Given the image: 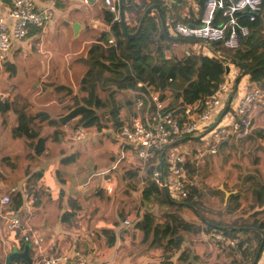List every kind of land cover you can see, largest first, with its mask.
I'll return each instance as SVG.
<instances>
[{"label": "crops", "instance_id": "obj_1", "mask_svg": "<svg viewBox=\"0 0 264 264\" xmlns=\"http://www.w3.org/2000/svg\"><path fill=\"white\" fill-rule=\"evenodd\" d=\"M187 2L189 8L196 11V4L192 1ZM172 3L175 7L178 6L175 2ZM0 4H7V0H0ZM35 4L38 10H49L51 19L43 31L30 29L23 41L14 43L3 64V70L0 71V73L2 72L0 75V97H8L11 100L17 96L21 105L19 113L15 114L9 111L0 115V196L11 197L9 194L16 191L23 199L31 194H36L39 197V201L31 211L29 213L22 212L21 215L25 227L32 228L43 236L45 240L44 256L59 253L71 255L77 250L87 255L91 263L156 264L158 263L157 259L140 257L129 250L134 245L133 238L130 229L123 228V223L114 230L115 243L112 247L106 245L105 236L101 232L103 229H109L116 222L115 220L111 221L109 217L112 214L111 210L113 211L115 204L113 198L118 187H124L125 190L128 188L139 189L141 193L143 191L139 184V161L128 146L121 144L117 137L119 133L113 135L111 130L104 131L105 129H103L101 132H97L95 128H88L84 141L77 145H70L67 142V136L71 130L68 125L73 127V124L68 123L56 128L50 127L52 128L50 133L44 135V125L49 126L42 123L40 124V137L47 138V140L40 156L33 154L24 138H13L12 136V130L15 128L18 118L22 114L26 115L27 111L19 94L23 93L28 85L21 82L22 84L18 86L16 84L19 81H16L17 74L20 72L24 75L36 74V66H39L42 75L49 70V66L56 67V61L53 59L62 55V51L58 52V48L61 50L63 42L67 41L68 28L72 31L74 41L80 38L85 42L87 39L85 36L88 35L86 31L91 28L95 29L94 24L104 18L103 15L96 17L93 10L94 7L104 10L98 3L86 7L76 0H35ZM96 19L98 20L95 21ZM74 26L77 28L75 34ZM65 28L67 34L64 38ZM98 33L100 34V32ZM34 53L44 54L40 59H33ZM13 71L14 75L10 76ZM54 72L55 68L52 75ZM26 78L30 83V79ZM44 79L45 77L40 81L36 80V85L40 82L51 84L53 76L51 79ZM241 84L240 89L245 87L244 84ZM131 96L133 95L131 94ZM41 104L42 109L53 107V102L43 101ZM40 112L46 113L45 111ZM46 114L48 115V113ZM122 114H128L127 109L120 110L121 120H123ZM49 118L56 120L50 116ZM252 124L249 137L238 142H224L217 147L215 155L220 153V160L215 159L218 168L216 190L223 194V198L218 193L216 194L219 199H216V203L220 207L216 210L222 212L221 218L213 217L217 221L223 220L225 223H229L238 216L239 220L248 219L250 222L254 219H264V190H262L264 188V104L257 108ZM54 132H56L58 140H55ZM105 132L112 134L114 143L112 145H106V142L101 145L99 144L101 141L95 143L96 138L105 135ZM186 140L187 138L183 141ZM97 144L105 150L103 153L98 152L95 147ZM106 151L110 155L109 157H107ZM211 156L205 150L195 159L203 160ZM128 170H131L132 173H128ZM135 170H137V176L134 178L131 177V174ZM17 171L19 172L16 173ZM15 173L16 178L13 177ZM87 182L89 189L87 191L80 190V185ZM130 182L132 184H129ZM96 187L98 189L94 193ZM107 188H110V192L107 191ZM253 191H261L260 201L263 203L258 207L248 208L246 213L242 212L245 206H251ZM59 192H62L61 197ZM110 193H114L112 197H110ZM232 195L239 196L238 201L229 203L230 207L239 204V209H236L235 212L230 211L229 205L227 206L228 199ZM211 201L212 199L208 200V202ZM229 212H232V215H229ZM16 213L18 212L12 211L11 202L8 207L3 206L0 209V264H32L40 259L33 247L24 244L16 245L19 256L15 258V253L11 252L15 244L4 241L7 218L15 216ZM254 213L258 214L252 216ZM197 238L202 253L199 254L197 247L194 246L195 241L193 242L194 247H187L185 244L182 252L189 253L187 262L182 263L176 260L180 254L178 252L174 253L170 259L173 264H179V262L181 264H196L197 259L199 260L204 253L208 252L215 254L216 258L220 256L222 251L218 249L215 239L211 240L203 234L197 235ZM135 243H138L137 240ZM229 261L235 264L231 258ZM257 264L262 263L258 260Z\"/></svg>", "mask_w": 264, "mask_h": 264}, {"label": "trees", "instance_id": "obj_2", "mask_svg": "<svg viewBox=\"0 0 264 264\" xmlns=\"http://www.w3.org/2000/svg\"><path fill=\"white\" fill-rule=\"evenodd\" d=\"M206 1L196 0V11L189 10L187 12L189 18L186 19L182 17V9L174 18L169 15L170 9L175 8V5L169 3L168 0H131L123 5L124 24L127 32L133 34L138 28L144 11L151 5H158L162 10L167 30L179 21L198 26ZM180 2V0H177L175 4L182 5ZM103 17L105 22L110 25L111 33L116 39L117 51L105 46L107 41L105 33H100L94 44L88 49L85 61L87 70L79 85L81 102L76 103L65 115L56 120L50 119L44 112H38L34 115L22 114L12 130L13 138H24L27 141L28 148L35 156L42 154L47 140V138L40 137V124L42 123L56 128L73 122V127L82 126L86 129L94 127L97 132L110 128L115 134H118L125 122H129L131 117L135 115L133 96L135 92H144L143 88L136 87L139 82L157 88L160 91L161 100H167V98L173 96L176 101L180 100L183 104H192L203 97L211 95L217 90L218 85L225 76L226 67L222 64L224 58L221 56L233 59L235 63L232 66L239 74L242 73V68L238 63L244 65L243 78H247L244 84L245 88L260 87L264 90V0H261V11L256 15L253 22H249L247 19L242 21V24L248 28L249 33L240 40L236 49L227 50L220 44L208 43L218 53L214 52V57L185 54L181 60L166 58L163 50L169 47L170 42L162 31L160 18L155 10L146 15L140 33L132 40H128L123 35L120 22H112L113 16L111 14L104 10ZM130 23H134V25L131 27ZM121 73L124 74V79L118 81L113 91H110L105 97H100L98 89L111 85V82L114 81L113 77ZM12 74L14 75V71L11 72L10 76ZM241 83L240 79L238 86ZM60 90L66 89L59 87ZM124 91L133 92V96L131 98L125 97ZM169 107H173L170 102ZM123 108L127 109L128 112V120L125 122L119 117V112ZM20 110L21 105L18 97L15 96L11 100L8 97H0L1 116L9 111L16 114ZM97 112L100 113L99 116ZM55 133L53 134L55 135ZM55 140H58L57 135H55ZM194 152L196 151L194 150ZM191 166L190 162L186 163L187 170ZM136 172L137 170L131 174V177L137 176ZM260 192H252V203L251 206L249 205V209H252L253 206L258 207L263 203L260 201ZM217 193L223 198L222 192L217 190H206V192L199 190L198 192L192 187L189 196L182 201H178V203L188 205L190 207L188 209L198 219L197 223H188L179 214V210L185 206L168 202L159 189L148 185L141 193V203L152 201L156 204L166 205L168 211L163 214L164 225L157 224L153 226L149 213H143L140 218H137L136 213V218L133 219V222L131 221L133 223H131V226L142 231L144 238L146 236L152 238V243L155 240L164 238L163 255L164 252H169L168 255L163 256L165 264H173L170 259H172L174 253L178 252L180 254L176 260L182 263L187 262L189 253L185 254L181 251L184 243L183 234L194 236L203 234L211 240L216 235H223L225 240L216 241L217 247L230 257L232 262L235 264H257L260 254L257 260L255 258L261 243V233H264V219H254L252 222L249 220L233 222L232 220L233 223L228 224L207 217L199 208L197 199L205 202ZM9 195L11 196L12 211L18 212L22 207L23 198L16 191H12ZM59 195L61 197L62 192H59ZM238 199V195L230 196L227 206L233 201H238ZM238 205L232 207L229 205V210L235 212L236 209H239ZM232 212L228 214L232 215ZM133 214L126 216L128 217L126 220H130ZM257 214L254 213L252 216ZM126 217H120L118 223L114 222L109 229L101 231L102 235L105 236L108 247L114 245V230L123 223L122 221ZM120 222L122 223L120 224ZM231 242H234V244H231Z\"/></svg>", "mask_w": 264, "mask_h": 264}, {"label": "built area", "instance_id": "obj_3", "mask_svg": "<svg viewBox=\"0 0 264 264\" xmlns=\"http://www.w3.org/2000/svg\"><path fill=\"white\" fill-rule=\"evenodd\" d=\"M76 1L86 7L98 3L113 16L112 22H119V2L124 5L131 0ZM186 1L196 3V0ZM260 11L261 0H207L198 26L178 22L170 26L168 31L176 37L204 40L207 43L220 44L227 50H234L240 40L249 33L242 21L247 19L253 22ZM185 18L188 19V15H185ZM49 19H51L49 10H38L35 0H7V4H0V71L3 70V64L14 43L23 41L30 29L43 31ZM94 28L107 35L106 47L117 49L116 39L104 18L98 20ZM227 67L228 73H225V76L230 77V80L224 76L214 93L192 104H183L178 100L172 108L169 107V102L161 100L160 91L154 86L141 82L136 85L137 88H143L144 92H135L133 96L135 115L129 122H125L117 137L122 145L128 146L135 153L139 161L138 175L141 187L153 186L159 189L165 198L167 196L172 201H182L189 196L192 189L188 179L185 151L171 154L170 158L165 159L168 148L195 136L194 139L206 147L209 155H215L220 144L238 142L249 137L254 113L264 104V90L260 87H244L239 89L236 96L237 90L232 95L233 67L231 65ZM229 99L230 110L227 111L229 114L226 113L218 120ZM68 127L71 128L67 136L70 145L84 141L86 128L70 125ZM204 139H210V143L204 144ZM79 189L87 191L89 183L81 184ZM107 191L110 192V188H107ZM38 201L39 197L36 194L28 195L23 199L22 210L20 208L15 216H8L4 241L17 246L30 244L40 257L32 264H101L91 263L87 255L77 250L71 255L59 253L44 256L43 236L36 230L25 227L21 215L22 212L29 213ZM10 202L8 195L0 196V209L3 206L8 207ZM131 223V220L124 221L123 228L130 229ZM214 239L217 242L225 240L223 235H216ZM259 260L264 264V245Z\"/></svg>", "mask_w": 264, "mask_h": 264}, {"label": "rangeland", "instance_id": "obj_4", "mask_svg": "<svg viewBox=\"0 0 264 264\" xmlns=\"http://www.w3.org/2000/svg\"><path fill=\"white\" fill-rule=\"evenodd\" d=\"M168 1L169 3H171V1H177V0H168ZM180 1L182 5H178L177 7L170 9L169 11V15L173 16V18L175 17V15H178L181 9H182V12H181L182 17H185V15H187V12L191 10L189 8V3L186 0H180ZM93 10L95 11V14L97 15L96 17L102 16L104 14V10L103 9L99 10L98 7H94ZM98 19H96L95 21H97ZM133 25L134 23H130L131 27ZM86 33H88V35L85 36L87 38L85 39V42L80 40V38L75 39L76 41H74V39L72 38V31L70 28H68V39L69 40L67 39V41L63 42V46L61 50L60 48H58V52L62 51V55H60L61 57L58 56L56 59H53L54 61H56V67H54L55 72L53 75L52 73H53L54 68L52 66L51 67L49 66V70L45 74H42V75L40 73L41 69L39 68V66H36L37 67L36 74L24 75L21 72L17 74L16 81L19 80L20 82L18 81L16 84L20 86L22 84L21 82L23 83L25 82L28 85L25 91L19 94L21 97L22 104L25 105V108L27 110L26 115H34L40 111H45L46 113H48L50 117L54 119H58L60 116L65 115L76 103L81 102L79 98V85H80V82H81V79L84 73L87 70V67L85 64V61L87 59V51L94 44V42L96 41L99 35V33L95 31V29L93 28H91V30L90 29L87 30ZM66 34H67V31L65 28V35L63 36L64 38L66 37ZM168 34L170 37L174 39L180 38V39L191 40L190 38H185V37H180V36L175 37L171 33H168ZM74 38H77V37H74ZM87 40H91V41H87ZM169 42H170L169 47L163 50V53L166 58H175L176 60H181L184 58L185 54H193L195 56H202V57H214L215 56L212 53V51L208 49L206 45H203L200 43L171 42V41ZM43 54L44 53H41V54L34 53L32 55V58L40 59L43 56ZM222 64L225 67L229 65L232 66L231 63L225 60L224 62H222ZM232 70H233L232 79H234L233 81H235L240 76V74L238 73V71H236L234 67L232 68ZM21 71L24 72L23 70ZM0 75H2V72L0 73ZM52 76H53V79L51 81V84L40 82L38 85H36L37 81H40V79H43V77H45L44 80H46L48 78L51 79ZM26 77L30 79V83ZM113 78H114V81L111 82L112 83L111 85L98 89V94L100 97H105L110 91H113L115 86L118 84V81H120L121 79H124V74L123 73L118 74L114 76ZM225 78L230 80V77L225 76ZM242 80L245 81V78L242 77L241 81ZM245 82H243L242 84H245ZM59 87H64V89L66 90L59 91ZM239 89H240V85L237 88V93L235 94V96L238 94ZM231 92H233V90ZM123 93H125L124 94L125 97L131 98L132 97L131 94L133 92L124 91ZM43 101H45L46 103L53 102V107H50V109H42L43 106L41 102L43 103ZM166 102L167 103L170 102L172 106H175L178 101H176L173 96H170L169 98H167ZM107 105L109 106L108 102H107ZM99 114L100 113L97 112L98 116ZM122 119L124 122L127 121L128 115L122 114ZM70 124H74V123L71 122ZM51 130L52 128L44 125L43 134L48 135ZM106 130H111L112 134L115 135L112 129L106 128L104 131ZM105 133H106L105 135L97 137L95 140V143H98L99 141H101V143H99L101 145L104 144L105 142H106L105 143L106 145L107 144L112 145L114 143V140L112 139L113 136H111L112 134H109L108 132H105ZM194 138L196 137L191 136L189 140H186L185 142H181L176 146L168 148L166 155H165V159L170 158L171 154H175L179 151L180 152L185 151L184 155L186 157V161H190L192 164V166L188 168V179L192 187L198 190V192L199 190L202 192H206V190L214 191L216 190V181H217V176H218V171H217L218 168L216 167L215 159L220 160V153L218 155H212L211 157H206V158L204 157L205 159L203 160H199V159L196 160L195 157H199L200 155H202L206 147L201 142H199L197 139H194ZM209 141L210 139L203 140L204 144H206L207 142L209 144L210 143ZM99 144H97L95 147L98 149L99 153H103L105 150H103L101 148L102 146L101 145L99 146ZM193 149H195L196 152L193 153L192 151ZM109 156L110 155L107 153V157ZM18 172L19 171H17L16 173ZM16 173L13 174V177L15 176L14 178L17 177ZM128 173H132L131 170ZM129 184H132V183L130 182ZM144 188L145 186L142 187V189ZM97 189H98L97 187L94 189V193L97 192ZM125 189L126 188L124 187H118L116 189V192L113 198V200L115 199V204L113 207V211H115V213H113V211L111 210L112 214L109 217L111 221L115 220L118 223L120 217H126V216H129L130 214L132 215V213H134L133 217L135 218H136V213H137V218L138 217L140 218L143 213H149L153 221V226L157 224L160 226L164 225L165 220H164L163 214L164 212L168 211V207L166 205L156 204L152 201L142 204L141 203V190L130 189V188H128V190H125ZM168 191L170 192L171 197L174 199V197L172 196L171 190L169 189ZM113 194L110 193V197H112ZM209 199H212V201L208 202ZM216 199H218V196L216 195L209 197L207 201L205 202H202L199 199H197L199 203L198 204L199 208L209 218L210 217L221 218L222 216V212H219L218 210H216L217 208L218 209L220 208L219 205L216 203ZM247 208L248 206H245L242 212L246 213ZM179 214L188 223L198 222V219L194 216V214L187 207H184L183 209L179 210ZM126 219H128V217H126L124 220ZM239 219L240 218L238 216L233 219V222L238 221ZM124 220L122 222H124ZM130 220L133 222L132 216ZM221 221L225 223L223 220ZM122 222H120V224ZM233 222L229 221L228 224L233 223ZM130 231H131L134 245L130 247L129 250L133 251V253H135V255L137 256H140V257L144 256V257H149L150 259H157L158 262L165 264L164 263L165 258L163 256H165L167 253L169 254V252L166 251L164 252V255H163V250H164L163 245L165 244L164 238H162L161 240H155L152 243V240H151L152 238H150L149 236H146L144 238L143 232L140 231L137 227L132 228L131 226ZM183 238H184V244H182L181 251L185 247V244H187V247L195 246L197 247L199 254L202 253V251L200 250L201 246L199 245V242H197L198 241L197 236H192L191 234L190 235L183 234ZM135 240H137L138 243H135ZM194 241H195V245L193 246ZM25 245H30V244L27 243ZM17 251H18L17 246L13 245V249L11 252L15 253L16 255L15 258L19 256ZM229 258L230 257H228L223 252L220 253V256H218L217 258L215 254L208 252V253H204L201 256V258H199V260L197 259L196 264H232L229 261ZM179 264H181V262H179Z\"/></svg>", "mask_w": 264, "mask_h": 264}, {"label": "water", "instance_id": "obj_5", "mask_svg": "<svg viewBox=\"0 0 264 264\" xmlns=\"http://www.w3.org/2000/svg\"><path fill=\"white\" fill-rule=\"evenodd\" d=\"M89 1L92 2V0H89ZM153 10H155V11L158 13L159 18H160V22H161V28H162V31H163L164 35L166 36V38H167L169 41H171V42H191V43H200V44L206 45V46L208 47V49H210V50L212 51V53L215 52V50H214L213 48H211V47L209 46V44H208L206 41H204V40H199V39L186 40V39H180V38H175V39H174V38L170 37L169 34H168V31H167V28H166V25H165L164 19H163L162 10H161V8H160L158 5H151V6H149V7L144 11L143 16H142V19H141V21H140V23H139V25H138V28H137L136 32H134L133 34H129V33L127 32L126 27H125V24H124L123 5H122V3H121V1H120V2H119V22H120V26H121V30H122L123 35H125V37H126L128 40H132V39H134V38L140 33V31H141V29H142V23H143L144 18L146 17V15H147L149 12H151V11H153ZM73 31H74V34L77 33V28H76L75 26L73 27ZM215 53H216V52H215ZM216 54H218V53H216ZM220 56H221V55H220ZM221 57L224 58L225 61H228V62L231 63V64L235 63V61H234L233 59H230V58L225 57V56H221ZM238 64H239V66L242 68V73H241L240 76L234 81V86H233V92H232V95L236 92V90H237V86H238V84H239V81H240V79L243 77V74H244V65L241 64V63H238ZM225 73H226V74L228 73V67H227V66H226V68H225ZM232 95H231L230 99L232 98ZM230 99L228 100L227 105L224 107V109H223V111H222L220 117L218 118V120H219L222 116H224V115L227 113L228 108H229ZM166 199L168 200V202H170V203H172V204H179V205L185 206V207H187V208H190V207H189L188 205H186V204L178 203V202L172 201V200L169 199L167 196H166ZM261 236H262V238H261V243H260V246H259V248H258V252H257V255H256L255 260L258 259V256H259V254H260V252H261V250H262V247H263V245H264V233H261Z\"/></svg>", "mask_w": 264, "mask_h": 264}, {"label": "clouds", "instance_id": "obj_6", "mask_svg": "<svg viewBox=\"0 0 264 264\" xmlns=\"http://www.w3.org/2000/svg\"><path fill=\"white\" fill-rule=\"evenodd\" d=\"M168 31V30H167ZM168 33H169V31H168ZM188 139V138H187Z\"/></svg>", "mask_w": 264, "mask_h": 264}]
</instances>
